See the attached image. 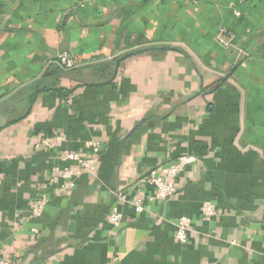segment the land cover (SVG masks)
I'll return each instance as SVG.
<instances>
[{
	"label": "crops",
	"instance_id": "1",
	"mask_svg": "<svg viewBox=\"0 0 264 264\" xmlns=\"http://www.w3.org/2000/svg\"><path fill=\"white\" fill-rule=\"evenodd\" d=\"M88 141L101 144L95 170L68 193L45 188L56 167L80 169L61 154L87 157ZM183 155L198 161L175 195L151 201V170ZM115 203L119 228L106 220ZM3 261L264 264V0H0Z\"/></svg>",
	"mask_w": 264,
	"mask_h": 264
},
{
	"label": "built area",
	"instance_id": "2",
	"mask_svg": "<svg viewBox=\"0 0 264 264\" xmlns=\"http://www.w3.org/2000/svg\"><path fill=\"white\" fill-rule=\"evenodd\" d=\"M239 16L240 13H237ZM217 41L220 45L229 48L233 45L234 37L224 29H220ZM57 64L66 69L70 70L75 67V63L69 58L67 54H60L56 59ZM49 147L54 146L53 140L47 138L38 141L37 147ZM86 148L90 149V155L87 157L82 156L79 152L75 151H64L61 154V161L65 164L75 163L79 166V170H75L68 165L63 168H55L56 175L46 184L45 188L49 189L52 187L58 188L62 193H68L75 185V181L83 173L93 172L101 157V144L97 141H88ZM198 161V158L193 155H183L178 157L174 162L168 165H160L151 170L147 180L153 186L154 192L150 196L151 201H165L173 197L177 189V180L181 173L190 165ZM119 202L126 201V196L119 194ZM49 203L47 194L39 196L33 204L31 213L32 218H38L41 216L46 206ZM134 208L136 211H141L144 206V198H137L134 202ZM201 213L206 220H211L216 214V206L213 202H205L201 207ZM107 223L112 228L121 227L124 216L120 210L119 204L115 203L111 206V209L107 215ZM191 227V220L186 216L179 218L176 226V241L185 245L189 241V231ZM0 264H10L9 262H0Z\"/></svg>",
	"mask_w": 264,
	"mask_h": 264
}]
</instances>
